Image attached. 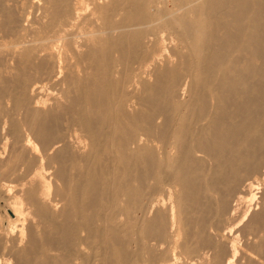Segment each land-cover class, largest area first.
Listing matches in <instances>:
<instances>
[{"label": "bare ground", "instance_id": "obj_1", "mask_svg": "<svg viewBox=\"0 0 264 264\" xmlns=\"http://www.w3.org/2000/svg\"><path fill=\"white\" fill-rule=\"evenodd\" d=\"M0 264H264V0H0Z\"/></svg>", "mask_w": 264, "mask_h": 264}]
</instances>
